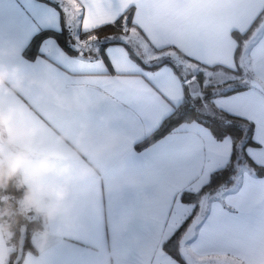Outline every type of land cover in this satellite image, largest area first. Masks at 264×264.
Here are the masks:
<instances>
[{"label": "crops", "instance_id": "crops-1", "mask_svg": "<svg viewBox=\"0 0 264 264\" xmlns=\"http://www.w3.org/2000/svg\"><path fill=\"white\" fill-rule=\"evenodd\" d=\"M41 2L0 0V71L24 78L22 91L9 101L23 109L16 123L65 135L82 131L72 166H88L94 175L71 183L63 203L67 216L54 221L23 202L45 226L33 237L36 251L26 252L19 264H183L163 248L195 207L180 195L199 191L229 163L232 141L216 139L194 120L145 147L137 144L189 98L200 102L204 115L251 121L258 146L245 152L264 166V16L244 44L240 66L233 36L264 13V0ZM50 8L59 12L61 29L72 31L74 46L92 55L67 52L59 64L24 55L31 15L54 16ZM129 9L133 26H126L121 39L144 63L123 43L107 45L111 60L101 63L103 57L93 55L99 43L80 32L111 23ZM179 53L189 66L184 79L169 64L149 67L165 58L175 61ZM198 71L204 73L203 85ZM223 85L246 88L218 94ZM63 182L55 174L44 178L45 184ZM10 248L9 236L0 234V264H6ZM180 253L185 264H264V176L243 165L233 186L204 195L180 240Z\"/></svg>", "mask_w": 264, "mask_h": 264}, {"label": "trees", "instance_id": "trees-1", "mask_svg": "<svg viewBox=\"0 0 264 264\" xmlns=\"http://www.w3.org/2000/svg\"><path fill=\"white\" fill-rule=\"evenodd\" d=\"M263 16L264 13L262 12L254 20L251 27L247 31H233V36L237 41L236 61L239 66L244 44L262 21ZM131 17L132 9H129L126 13L116 19L114 23H107L89 31H81L80 37L83 39H96V41L99 43V48H101L102 51L109 44L123 43L127 45L131 55L134 58H136L139 62L144 63L140 57L134 53L131 46L124 42L120 37L124 35L126 26H133ZM126 19L127 23L125 24ZM51 34L61 44V47H64L66 52L72 55L78 54L72 48L76 47L74 46V35L71 30L63 26L60 32ZM80 53L92 55V53L86 52L84 50H80ZM97 54L99 53L96 52L93 55ZM24 55L30 59L34 58L36 55L35 46L32 44L26 46L24 49ZM179 56L182 59L187 58L185 55L180 53ZM163 64L171 65L183 79L188 76V74L181 71L176 62L170 58H165L156 63L149 64V67L156 68ZM243 72L244 71L242 67H239L237 73L242 74ZM197 79L199 80L200 84L203 85V71H198ZM244 88H246V86L242 85L226 88L225 85H223L217 87V92L218 94H229ZM194 120L199 121L208 127L216 139L220 140L229 137L232 141V154L229 163L226 166L214 171L211 174L208 182L199 191L193 192L186 190L180 195L182 201L192 203L195 205V207L192 213L176 230L173 236L164 242L163 248L166 252L180 260L183 264L186 262L180 253V240L187 226L198 214L199 202L201 198L206 194L211 195L222 190L223 188L233 186L240 168L243 165L248 166L255 175L264 176V166L256 164L250 159V157L247 156L245 152L247 146H258V143L253 138L254 124L247 119L226 113H222L216 117L204 115L197 107V104L192 102V100L189 98L184 99L179 105H177L173 111L162 120L160 125L152 133L138 142L137 147H145L172 131L179 124ZM24 191L25 189H17L14 185H10L6 190H0V208L9 206L12 213L10 216L5 217L8 223L11 225V235L9 236L11 248L6 264H19L23 260L26 252H35L36 250L33 244V237L35 234L43 230L45 226V219L42 216L37 215L34 210H29L24 207Z\"/></svg>", "mask_w": 264, "mask_h": 264}, {"label": "clouds", "instance_id": "clouds-1", "mask_svg": "<svg viewBox=\"0 0 264 264\" xmlns=\"http://www.w3.org/2000/svg\"><path fill=\"white\" fill-rule=\"evenodd\" d=\"M23 87L22 76L14 74L10 79L7 71H0V190L10 185L25 189L23 202L51 222L60 214L67 216L63 203L71 183L91 177L94 169L72 166L77 145L83 141L82 131L65 135L49 132L35 123H16L23 109L9 98ZM53 162H61L63 166L57 168ZM51 174L63 177L64 182L45 184L44 178ZM11 214L9 206L0 208V234L11 235V225L5 219ZM40 236L42 243L46 242L47 233Z\"/></svg>", "mask_w": 264, "mask_h": 264}, {"label": "snow or ice", "instance_id": "snow-or-ice-1", "mask_svg": "<svg viewBox=\"0 0 264 264\" xmlns=\"http://www.w3.org/2000/svg\"><path fill=\"white\" fill-rule=\"evenodd\" d=\"M36 4H41V0H33ZM44 7L47 8L48 4L43 3ZM54 13V16L41 15L40 12H34L30 17V22L33 27V32L29 37L28 45L32 44L36 48L35 58L37 60H47L53 64H59L58 57L61 55H66L64 47H61V44L55 39L51 33H58L61 31L60 27V14L56 12L54 8L48 9ZM114 23V21H113ZM127 19L125 20V24ZM85 31H89L87 26L84 28ZM27 45V46H28ZM78 54L80 49L72 47ZM97 52L103 59L101 63L107 60H111V53L113 49L108 48L103 51L101 48L97 49ZM63 67V65H60ZM109 68H113L112 63L108 64ZM219 104V102H217Z\"/></svg>", "mask_w": 264, "mask_h": 264}, {"label": "rangeland", "instance_id": "rangeland-1", "mask_svg": "<svg viewBox=\"0 0 264 264\" xmlns=\"http://www.w3.org/2000/svg\"><path fill=\"white\" fill-rule=\"evenodd\" d=\"M125 29H127V27ZM125 36L126 35L124 34L123 36H120V37L121 38H124ZM174 60H175L176 64L179 66V68L181 69V71H183L184 73L187 74V72H186L187 70L186 69L189 68V66L187 65V62H185L184 59H179V56L178 57L175 56V59ZM197 104H200V102L198 101Z\"/></svg>", "mask_w": 264, "mask_h": 264}]
</instances>
